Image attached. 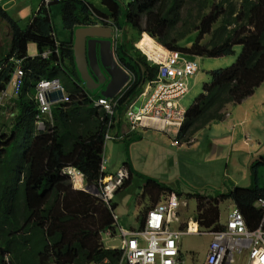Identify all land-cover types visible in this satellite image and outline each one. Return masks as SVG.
Segmentation results:
<instances>
[{"label":"trees","instance_id":"16d2710c","mask_svg":"<svg viewBox=\"0 0 264 264\" xmlns=\"http://www.w3.org/2000/svg\"><path fill=\"white\" fill-rule=\"evenodd\" d=\"M50 4L60 8L66 28L77 22L93 25L102 18L117 24L121 33L114 52L132 78L115 113L109 115L94 104L103 95L84 89L74 65L73 43L55 37L50 5H42L26 28L0 8L11 35L10 49L0 60V93L14 69L11 58L21 59L25 71L17 97L0 104V264H119L122 251L105 247L101 239L103 230L116 229L110 210L115 204L108 208L97 196L74 188L64 168L80 170L87 186H98L105 175L101 166L106 132L157 76L158 65L134 45L142 33L189 57L226 56L234 53L235 45L242 46L232 65L210 71V80L185 110L174 140L191 144L199 130L224 120L229 107L251 95L264 80V0H131L121 21L116 0H103L101 8L91 6L97 20L83 0ZM127 25L136 31V38L128 37ZM193 32L197 35L192 44L183 45ZM30 42L36 44L34 56L28 54ZM45 50L50 53L42 57ZM51 78L60 79L67 99L52 104V119L38 129L35 86ZM5 114L8 119L3 121ZM259 163L251 166L253 175ZM257 181L255 176L251 188L232 187L214 196L193 194L199 228L222 227L219 205L224 199H231L247 220L255 216L258 223L262 214L253 203L264 197V187ZM145 188L157 199L164 191L181 194L154 179H147Z\"/></svg>","mask_w":264,"mask_h":264},{"label":"crops","instance_id":"0c3cea01","mask_svg":"<svg viewBox=\"0 0 264 264\" xmlns=\"http://www.w3.org/2000/svg\"><path fill=\"white\" fill-rule=\"evenodd\" d=\"M83 1L86 3L85 0ZM42 5L47 7L50 5L49 9L53 16L59 11L56 5L46 4L43 0H0V8L7 12L13 20L18 22L21 28L28 26L32 17ZM87 7L89 11L92 9L89 4ZM76 24L82 25L80 22L74 23L73 27H71L69 37H65L63 40H59L54 32L57 40L59 42L66 41L74 43L73 29ZM145 41L147 43L146 38ZM10 44L11 35L8 21L0 17V60L5 58L10 49ZM149 46H151V43ZM36 54L33 53L30 56ZM146 89L148 91L147 94L152 91V88L148 85ZM228 111L224 120L215 121L199 130L195 134L191 144H178L174 143L175 140H173L169 144L170 150H168V142L165 139L161 140V133L165 134L168 131L166 129L168 125L163 129L141 126L131 132L125 120L124 113L117 117L114 126L110 129L113 134H117L121 138L105 141V149H103L105 158L103 157L101 169L103 167L104 170L102 169V171L105 172L106 176L114 174L118 167L123 164L129 167L130 172L129 178L116 190L115 196L111 201V205L113 203L115 204V208L122 207L119 211L131 215L132 220H135L132 226L128 228L121 227L122 229L131 230L142 226L146 211L158 203L165 195L174 192L164 191L157 199L156 193H150L146 190L145 183L147 179H154L155 182L166 185L181 193L178 195L180 203L177 207L176 217H172L169 225L171 227L173 220H175L174 227L179 230H184L187 225H194L192 228L196 229L197 233L187 232L179 237L178 247L183 262L177 264H193L197 251L202 246L200 239L206 242L205 254H207L211 240L209 232L216 231L199 228L196 219L197 200L193 194L214 196L217 193H225L232 187L251 188L255 183L253 182L254 177H258L260 166L264 164V80L251 95L243 99L240 103L230 106ZM136 135L138 138L135 137ZM157 137L159 141H157ZM109 141H112L111 143L114 145H119L116 147L117 151L113 156H111V149L113 148L109 144ZM150 145H153V147ZM121 146H123V149ZM149 147H151L150 149L153 148L154 151L149 153V150H147ZM201 147L203 154L211 155L214 162L219 161L218 167L215 164H205L204 170L199 169V163L194 155L198 154V150ZM152 153L153 161L158 158L161 163L156 167L157 172H161L165 166L167 169L170 167L171 171L169 176L161 180H155L154 175H151L148 171L142 172L136 167L138 162L151 160L149 157ZM107 154L108 156H106ZM175 156L177 159H174ZM257 162L260 163L255 166V174L253 175L251 166ZM175 164H177V167L173 169L174 174L172 168ZM142 167L147 170H154V168H146L145 165H142ZM158 175L159 173H157ZM83 184L86 185L84 179ZM132 184H134V189L136 188V190L129 193L130 197L125 199L124 194L118 201L114 200L116 196L123 194L125 192L124 190ZM257 184L259 185L258 181ZM74 188L76 187L74 186ZM187 193H190V195L187 196ZM185 195L186 197H184ZM257 199L254 201L253 207L259 210L254 206ZM190 200L195 203L192 211L189 209ZM115 208H112V210ZM235 208L237 207L231 199H224L220 203L219 223L222 225L221 228L224 227L228 214ZM191 214H193L192 218L189 217ZM183 219H186L184 225H182ZM246 221L249 227H251L250 225L257 226L261 219L257 223L256 217L252 216L248 220L246 219ZM113 232L112 237L101 236V239L103 237L112 238L110 239L112 240L111 243H109L110 240H108L107 244L104 243L107 248L117 247L120 244L121 238L118 235V230L115 229ZM194 234H198L199 238L194 239ZM242 257L243 255H240L238 261ZM204 259L202 263L205 261Z\"/></svg>","mask_w":264,"mask_h":264},{"label":"built area","instance_id":"2783aa9c","mask_svg":"<svg viewBox=\"0 0 264 264\" xmlns=\"http://www.w3.org/2000/svg\"><path fill=\"white\" fill-rule=\"evenodd\" d=\"M43 1L49 4L59 0ZM102 20L105 26L108 25L112 28V41L115 48L121 29L111 19L104 20L102 18ZM142 38L143 35L136 44L137 48L149 62L158 65L157 76L155 80L146 83L152 88V91L147 94L146 85L140 96L125 108L123 112L125 120L131 132L141 126L161 129L167 125L180 126L185 111L180 107L179 100L186 95L188 91L187 78L198 72V65L194 60L182 54L181 51L165 48L151 37V46L146 45L149 49L147 52L139 46ZM49 53L50 50H45L41 56L46 57ZM11 61L14 64L9 80L12 89L11 91L7 90L8 82L6 88L0 93V104L3 106L17 97L25 74L21 59L11 58ZM131 78L112 98L101 96L95 100L94 104L102 107L106 113L112 116L115 113L117 101L131 82ZM60 89L64 91L59 78L41 79L36 83L35 99L38 104V112L34 124L38 129H43L44 122L52 119V104L67 99L66 94L64 98H58L55 102L48 99V92L58 93ZM104 138L105 141L117 140L121 136L113 134L109 130ZM64 173L70 177L73 187L97 196L107 204L108 208H111V201L116 190L129 178L130 172L129 167L123 164L118 167L114 174L108 176L105 174L99 180L98 186L84 185L82 172L73 166L65 167ZM179 203L178 195L175 192H170L146 211L143 224L138 229L116 228L121 238L119 246L115 247L122 251L119 264H177L183 262L178 247L179 237L187 232L197 233V230L189 225L184 230L170 227L169 222L172 217H176ZM254 206L262 212L261 221L257 226L249 227L243 213L235 208L228 214L223 228L209 232L211 240L204 264H237L240 255L246 259L240 264H264V229L262 227L264 197L258 198ZM113 219L117 222V215H114ZM113 233L112 230L108 229L101 235L112 237Z\"/></svg>","mask_w":264,"mask_h":264},{"label":"rangeland","instance_id":"374dc122","mask_svg":"<svg viewBox=\"0 0 264 264\" xmlns=\"http://www.w3.org/2000/svg\"><path fill=\"white\" fill-rule=\"evenodd\" d=\"M85 1L87 3H89L92 7H95V8H101L102 2H103V0H85ZM130 1L131 0H116L117 4L119 3V8L121 10V14L119 15V21H121V19L123 18L124 12L126 10V7L130 3ZM59 10H60V8H59ZM90 11H91V13L93 15L92 19L93 20H97V17H94V16H96V14H95L96 12L94 10L92 11V9H90ZM51 18H52V24H53V27H54V32L56 33L57 38L59 40H63V39H65V37H69V35L71 33V28L64 27L65 25H64V22H63L61 13L60 12L59 13H56ZM103 19L105 20L107 18H103ZM101 23H102V21L99 20L98 23H96V24H101ZM82 26H85V25H83V24L82 25L76 24L74 26V29H73V34L75 35L74 39L76 38L77 31ZM124 30L127 33V35H128L129 38L130 37H131V39L136 38V31L132 27H130V25L125 26ZM142 35H141V37H142ZM196 35H197L196 32L191 33L181 43L183 45H185V46H190L192 44V42L194 41V38L196 37ZM145 38L147 39V44L148 45H150V43H152V40L151 39H149L146 35H143V38H142L141 42L139 43V46L142 45L143 48L147 49ZM135 40H137V39H135ZM139 40L136 41L135 44H134L136 47H137L136 44H138ZM241 48H242L241 45H235V47H234V53L233 54L226 55V56H221V57H195L194 58V57H189L186 54H184V53L181 52L182 54H184L189 59L194 60L197 63V65H198V72L195 75L190 76V77L187 78L186 84H187L188 91H187L186 95L182 99L179 100L180 107L182 109H184V111L188 107H190V105L193 103L194 99L201 92L203 83L204 82H208L210 80V74H209L210 71L213 70V69H218V68H226V67L232 65L236 61L237 57L239 56V54L241 52ZM36 51H37L36 44L33 43V42H30L28 44V54L29 55H33V53L36 54ZM59 77L60 78H63V77H65V75L63 73H60L59 74ZM105 88H106V84H104L99 89V91L101 93H105ZM11 89H12V86H11V83L9 82V85L7 87V90L8 91H11ZM5 102H8V101H5ZM7 119H6V114H5V116L3 117V121L4 120L6 121ZM166 129L168 131L165 132V134L164 133H161L162 134L161 135V140L165 139L166 142H168V150H170L169 144H170V142H172L175 139L178 126H169L168 125ZM157 141H159L158 140V137H157ZM111 142L112 141H109V144H111V146L113 148V149H111V156H113L116 153V151H117L116 150V147L119 146V145H114ZM114 142L115 143H118L117 141H114ZM121 145H123V144H121ZM150 146L153 147V145H150ZM121 147L123 149V146H121ZM151 147H149L147 149V150H149V153H151V152L154 151L153 148L150 149ZM104 149H105V147H104ZM104 155H103V157L105 158ZM106 156H108V154ZM194 157H195V159L199 163V169L204 170L205 164H208V165L215 164V166L218 167L219 161H215L214 162L211 155H209V154H206V155L203 154L202 147H201L200 150H198V154L197 155H194ZM149 159H151V160H147L146 162H138L136 164V167L140 171H142V172L143 171L144 172L148 171L151 175H154L155 180H161L162 178H165L166 176H169L170 175V171H171L170 170V167L168 168L169 169L168 170L166 166L161 170V172H157V168L156 167L159 166L161 163L158 160V158L153 161V153L150 155ZM174 159H177V157L175 156ZM161 161H162V158H161ZM142 165H145L146 168H154V170L144 169L142 167ZM175 167H177V164H175V166H173V168H172V172L174 174H175V172L173 171V169ZM154 173H156V174H154ZM157 173H159L158 176H157ZM253 182H254V180H253ZM258 183H259V185L261 187H264V164H262L260 166V172L258 173ZM135 190H136V188L134 189V184L129 185L124 190L125 192L123 194H121V195L116 196L114 200L115 201H118V199L121 196H123L124 194H125V199H127L128 197H130V194L129 193L132 192V191H135ZM114 196H115V194H114ZM114 196H113V198H114ZM184 197H186V195ZM124 204H125V202H124ZM194 206H195L194 201L190 200L189 201V209L191 211L193 210ZM120 208H122V207H117V208H115L113 210V212L117 215V217H119V218H117L118 224L116 222L117 226L127 227V228L130 227V226H132V224L134 223L135 220H132L131 215L124 214V213L120 212L119 211ZM189 217L192 218L193 217V214H191ZM183 220L184 221H183L182 225H184V222L186 221V219H183ZM174 224H175V220L172 221L171 228L172 229H177L176 227H174ZM193 238L194 239L199 238L198 234H194L193 235ZM110 239H112V238L103 237V242L107 244L108 243V240H110ZM200 240H201V245L202 246L197 251L196 258L193 261V264H201L202 263V260L204 259V256H205V252H206V249H205L206 248V242L203 241V239H200ZM111 242H112V240L109 241V243H111ZM112 248H115V247H112ZM241 261L242 262H245L246 261L245 257H242V259L239 261V264L241 263Z\"/></svg>","mask_w":264,"mask_h":264},{"label":"water","instance_id":"95a60500","mask_svg":"<svg viewBox=\"0 0 264 264\" xmlns=\"http://www.w3.org/2000/svg\"><path fill=\"white\" fill-rule=\"evenodd\" d=\"M111 37L112 28L109 26L85 25L77 31L73 43L74 65L84 89L89 93L99 92L107 98L113 97L131 78L116 58ZM104 83L105 93H101L99 89ZM64 95L65 91L60 89L58 93L48 92V99L55 102Z\"/></svg>","mask_w":264,"mask_h":264},{"label":"bare ground","instance_id":"6f19581e","mask_svg":"<svg viewBox=\"0 0 264 264\" xmlns=\"http://www.w3.org/2000/svg\"><path fill=\"white\" fill-rule=\"evenodd\" d=\"M146 45H148L147 43H146ZM140 47L141 48H143L142 47V45H140ZM145 51H147V52H149V49L147 48V49H145V48H143ZM44 52V51H43ZM56 52H57V49H56ZM47 57V56H46ZM82 190V189H81ZM85 191V190H84ZM107 205V204H106ZM111 210V213H112V217L114 216V215H116L114 212H113V210L112 209H110ZM118 218V217H117ZM114 225L116 226L115 228H118V226H117V224H116V222L114 221ZM192 226H194V225H192ZM109 229V228H108ZM108 229H105V230H103L102 232H101V234H103V233H105ZM136 229H138V228H136ZM109 230H111V229H109ZM131 230H135V229H131ZM102 242H103V239H102ZM104 243V242H103Z\"/></svg>","mask_w":264,"mask_h":264},{"label":"flooded vegetation","instance_id":"af4514ba","mask_svg":"<svg viewBox=\"0 0 264 264\" xmlns=\"http://www.w3.org/2000/svg\"><path fill=\"white\" fill-rule=\"evenodd\" d=\"M102 24H103V22H102ZM106 26H108V25H106ZM88 38H89V37H88ZM111 40H112V37H111ZM112 42H113V41H112ZM113 44H114V43H112V46H113ZM96 47H97V50H98V48H99V47H98V44L96 45ZM105 83H106V80H105ZM105 83H104V84H105ZM205 256H206V254H205ZM202 264H204V261H203Z\"/></svg>","mask_w":264,"mask_h":264},{"label":"clouds","instance_id":"9594fccd","mask_svg":"<svg viewBox=\"0 0 264 264\" xmlns=\"http://www.w3.org/2000/svg\"><path fill=\"white\" fill-rule=\"evenodd\" d=\"M102 24V23H101ZM104 25V24H103ZM115 48L113 47V50H114ZM151 63V62H150ZM126 69V68H125ZM127 70V69H126ZM131 75V74H130ZM60 80V79H59ZM66 94V93H65ZM179 127V126H178ZM175 142V141H174ZM102 236V235H101Z\"/></svg>","mask_w":264,"mask_h":264}]
</instances>
